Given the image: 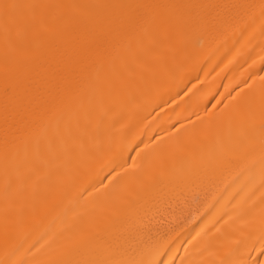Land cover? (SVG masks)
I'll return each instance as SVG.
<instances>
[{"label":"bare ground","instance_id":"obj_1","mask_svg":"<svg viewBox=\"0 0 264 264\" xmlns=\"http://www.w3.org/2000/svg\"><path fill=\"white\" fill-rule=\"evenodd\" d=\"M0 264H264V0H0Z\"/></svg>","mask_w":264,"mask_h":264}]
</instances>
